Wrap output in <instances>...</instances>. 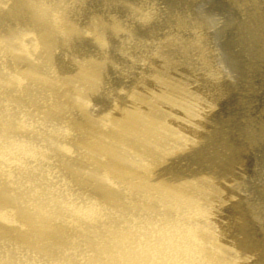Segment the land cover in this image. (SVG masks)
Here are the masks:
<instances>
[{"label": "bare ground", "instance_id": "1", "mask_svg": "<svg viewBox=\"0 0 264 264\" xmlns=\"http://www.w3.org/2000/svg\"><path fill=\"white\" fill-rule=\"evenodd\" d=\"M117 6L0 0V264H261L227 178L171 170L197 156L221 80L182 70L183 46L152 51L135 30L152 13L128 26Z\"/></svg>", "mask_w": 264, "mask_h": 264}, {"label": "rangeland", "instance_id": "2", "mask_svg": "<svg viewBox=\"0 0 264 264\" xmlns=\"http://www.w3.org/2000/svg\"><path fill=\"white\" fill-rule=\"evenodd\" d=\"M114 1L118 6L112 17L128 26L138 10L152 13V25L135 24L148 44L155 43L152 51L160 48L165 54L167 48L173 53L183 46L188 58L174 53L184 61L182 70L187 66L190 73L188 65L197 59L195 73L221 80L219 88L225 94L216 101L207 132L198 134L201 143L194 144L197 156H185L171 170L178 177H191L196 171L191 167H201L197 170L227 178L228 197L236 199L229 210L240 225V229L231 225L233 231L256 245L257 262L264 264V0ZM181 20L202 22V26L174 34ZM150 35L153 37L148 38ZM123 46L125 50L129 47ZM126 51L129 54L130 48ZM154 56L159 57L151 52ZM189 73L183 72L182 78L187 80ZM206 89L210 87L203 91Z\"/></svg>", "mask_w": 264, "mask_h": 264}]
</instances>
